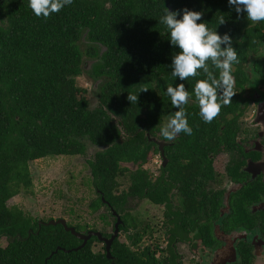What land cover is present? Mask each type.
<instances>
[{
  "label": "trees",
  "instance_id": "1",
  "mask_svg": "<svg viewBox=\"0 0 264 264\" xmlns=\"http://www.w3.org/2000/svg\"><path fill=\"white\" fill-rule=\"evenodd\" d=\"M168 2L169 8L166 0H73L44 19L33 14L28 0H0V239L6 240V246H0V264L111 262L104 251H93L95 237L73 251L82 242L61 225L46 226L43 223L52 219L35 220L17 207H8L7 202L21 192L32 194L29 164L33 161L82 156L86 143L100 148L87 162L95 193L88 208L97 212L104 207L107 215L99 216L104 224L110 216L107 205L122 213L130 194L157 202L158 182L150 184L142 170L159 154L154 141L168 143L165 155L170 162L165 171L171 181L182 185L206 181V154L218 146L215 136L233 134L236 126L230 122L220 131L217 119L211 123L201 119L193 88L197 80L206 79L202 71L185 81L172 78L170 65L179 49L170 44L160 18L165 7L202 12L198 23H206L221 36L227 33L244 62L259 44L264 48V28L251 26L246 13L238 16L228 0ZM84 70L96 83L93 109L86 90L77 86ZM212 70L218 76V70ZM256 72L264 75V63H256ZM238 81L242 86L247 78ZM180 83L190 94L184 108L193 131L168 141L160 128L178 109L165 92L167 86ZM143 88L148 91L141 92ZM128 95H137V102H129ZM130 163L136 171L127 175V189L119 191L120 179L128 171L121 164ZM67 225L83 234L99 232L87 225Z\"/></svg>",
  "mask_w": 264,
  "mask_h": 264
},
{
  "label": "flooded vegetation",
  "instance_id": "2",
  "mask_svg": "<svg viewBox=\"0 0 264 264\" xmlns=\"http://www.w3.org/2000/svg\"><path fill=\"white\" fill-rule=\"evenodd\" d=\"M261 25L264 21L251 26ZM259 45L247 61L233 65L235 95L215 121L220 131L233 123L235 132L215 136L219 148L206 154V181H171L163 142L162 153L157 146L156 174L142 169L150 184L158 182L157 202L130 194L122 213L106 204L113 225L110 233L99 231L102 237L112 235L116 215L122 221L110 264H264V75L256 72L264 48ZM135 171L128 169V185L127 175ZM95 243L106 254L104 242Z\"/></svg>",
  "mask_w": 264,
  "mask_h": 264
},
{
  "label": "clouds",
  "instance_id": "3",
  "mask_svg": "<svg viewBox=\"0 0 264 264\" xmlns=\"http://www.w3.org/2000/svg\"><path fill=\"white\" fill-rule=\"evenodd\" d=\"M72 3L73 0H28L33 14L44 19ZM228 4L234 7L238 16L246 13L247 20L252 24L264 21V0H228ZM202 15V12L187 8L171 11L165 7L159 22L166 26L170 44L179 49L170 65L172 78L185 81L200 76L201 71L205 74L206 79L196 81L193 94L201 119L205 123H211L220 115L221 108L231 103V98L235 95L233 65L240 61L232 47L230 36L227 33L221 36L216 30H210L206 23H198ZM224 23L221 16L219 24ZM213 68L219 70L218 76L214 74ZM146 91L147 88L141 90ZM165 95L170 98L173 108L178 110L166 118L167 122L160 128V135L168 141L174 140L181 132L192 135L193 130L188 124L184 108L190 99L185 85H169ZM127 99L136 103L138 96L128 95Z\"/></svg>",
  "mask_w": 264,
  "mask_h": 264
},
{
  "label": "rangeland",
  "instance_id": "4",
  "mask_svg": "<svg viewBox=\"0 0 264 264\" xmlns=\"http://www.w3.org/2000/svg\"><path fill=\"white\" fill-rule=\"evenodd\" d=\"M79 46L83 50L86 43L82 41ZM95 85V81L86 70L77 79V86L86 90L90 109L97 106ZM85 146V154L82 156L47 157L31 162L29 169L33 183L32 194L21 192L7 202L8 207H17L35 220L64 219L71 226L87 225L100 232L110 233L113 225L112 218L108 217V224H104L99 217L101 214L107 215V210L102 207L97 212H91L88 208L95 199V193L91 185L87 162L101 149L90 143H86ZM143 166L151 170L152 174H156L157 155L150 158ZM121 167L129 170L131 168L132 171L136 169L130 164H121ZM120 182L119 191H122L127 187L128 182L125 179H120ZM0 246H6L4 238L0 239ZM100 247L99 243H95L92 248L93 251H100Z\"/></svg>",
  "mask_w": 264,
  "mask_h": 264
},
{
  "label": "water",
  "instance_id": "5",
  "mask_svg": "<svg viewBox=\"0 0 264 264\" xmlns=\"http://www.w3.org/2000/svg\"><path fill=\"white\" fill-rule=\"evenodd\" d=\"M168 1L169 0H166V6L169 8V2ZM154 142L157 144L159 151L160 152L163 151L164 143L163 142H156V141H154ZM102 201H104L103 198H102ZM113 214L116 215L115 212ZM39 224H41V223H39ZM43 224H45L46 226L61 225L66 232H70L74 237H76L78 240H80L82 242L81 245L79 247H77V248H74L73 251H77V250L83 248L86 245L87 241L91 237H95L99 241H103L104 244H105L106 257H107V259L111 260L112 257L110 255V247H111V244H112L114 238L117 236L119 227H120V225H122V221H121L120 217L116 215V222L114 224L113 233H112V235L110 236L109 239L103 238L102 235L100 234V232L88 231L85 234L80 233V232H76L73 227H69L67 225V222L64 219L50 220V221H48L46 223H43ZM58 250H61V249L57 248L56 251H58ZM65 252H69V251H65Z\"/></svg>",
  "mask_w": 264,
  "mask_h": 264
}]
</instances>
